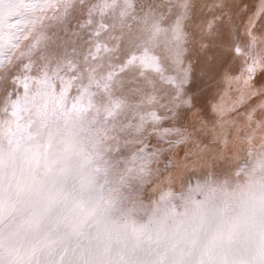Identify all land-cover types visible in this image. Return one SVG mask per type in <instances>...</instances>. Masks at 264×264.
<instances>
[{"label": "snow or ice", "instance_id": "6c2138e0", "mask_svg": "<svg viewBox=\"0 0 264 264\" xmlns=\"http://www.w3.org/2000/svg\"><path fill=\"white\" fill-rule=\"evenodd\" d=\"M0 264H264V0H0Z\"/></svg>", "mask_w": 264, "mask_h": 264}, {"label": "rangeland", "instance_id": "374dc122", "mask_svg": "<svg viewBox=\"0 0 264 264\" xmlns=\"http://www.w3.org/2000/svg\"><path fill=\"white\" fill-rule=\"evenodd\" d=\"M250 9L255 10L259 0H245Z\"/></svg>", "mask_w": 264, "mask_h": 264}]
</instances>
